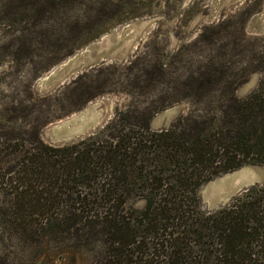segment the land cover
I'll list each match as a JSON object with an SVG mask.
<instances>
[{
  "label": "rangeland",
  "instance_id": "rangeland-1",
  "mask_svg": "<svg viewBox=\"0 0 264 264\" xmlns=\"http://www.w3.org/2000/svg\"><path fill=\"white\" fill-rule=\"evenodd\" d=\"M216 3L0 0V167L15 158V143L31 145L37 136L53 145L71 142L56 143L47 130L89 105L100 121L91 132L126 109L150 118L156 130L181 115L211 117L230 99L231 88L244 96L264 84V31L249 28L254 15L264 23V0H229L208 21ZM95 50L104 51L47 89L38 88L56 66L74 57L73 65ZM244 167L259 180L255 185L264 184V165L233 171ZM230 172L198 187L201 210H215L208 202L222 186L214 180ZM143 192L134 188L125 209L143 208ZM48 226H33L23 251L8 232L9 263L99 264L94 249L101 237Z\"/></svg>",
  "mask_w": 264,
  "mask_h": 264
},
{
  "label": "trees",
  "instance_id": "trees-1",
  "mask_svg": "<svg viewBox=\"0 0 264 264\" xmlns=\"http://www.w3.org/2000/svg\"><path fill=\"white\" fill-rule=\"evenodd\" d=\"M229 92L213 116L181 115L163 129L126 109L66 144L15 143L0 167V264H10L8 232L23 251L33 226L48 225L101 237L99 264H264V184L199 207L203 182L264 165V84ZM137 187L146 203L131 213Z\"/></svg>",
  "mask_w": 264,
  "mask_h": 264
},
{
  "label": "water",
  "instance_id": "water-1",
  "mask_svg": "<svg viewBox=\"0 0 264 264\" xmlns=\"http://www.w3.org/2000/svg\"><path fill=\"white\" fill-rule=\"evenodd\" d=\"M228 1L229 0H217L212 13L207 16L208 21L212 20L223 4ZM257 19L256 15L252 17L249 25L250 30L257 32L264 31V23L259 22ZM95 51H92L91 55H86L85 53L80 54V57H83L84 54L85 56L73 65H70V63L74 57L56 66L46 77L40 80L38 88L40 90H44L52 86L57 81H61L66 76L74 73L75 70H78L84 64L90 63L93 59L97 58V55L104 50L99 52L97 50ZM118 54L120 55V53ZM93 108L94 105H89L77 115L68 117L61 122L54 123L47 130L48 137L56 143H65L67 141L76 140L90 133L100 123L98 115L92 114ZM171 125L172 124L165 121L162 124H158L160 127L159 129L167 128ZM214 181L216 184L222 186V189L210 197L208 202V208L215 210L226 205L242 190H247L255 184L260 183L259 180H256L246 171L245 167L240 170L232 171L227 175L219 176Z\"/></svg>",
  "mask_w": 264,
  "mask_h": 264
}]
</instances>
